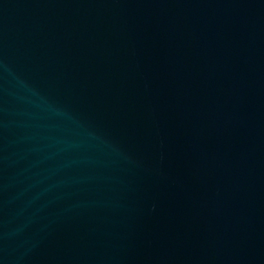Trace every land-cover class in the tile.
<instances>
[{
    "label": "water",
    "instance_id": "obj_1",
    "mask_svg": "<svg viewBox=\"0 0 264 264\" xmlns=\"http://www.w3.org/2000/svg\"><path fill=\"white\" fill-rule=\"evenodd\" d=\"M0 264H264V0H0Z\"/></svg>",
    "mask_w": 264,
    "mask_h": 264
}]
</instances>
